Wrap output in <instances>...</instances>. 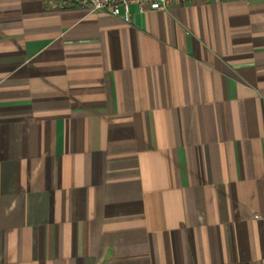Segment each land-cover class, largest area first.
<instances>
[{
	"label": "crops",
	"instance_id": "1",
	"mask_svg": "<svg viewBox=\"0 0 264 264\" xmlns=\"http://www.w3.org/2000/svg\"><path fill=\"white\" fill-rule=\"evenodd\" d=\"M0 264H264V0H0Z\"/></svg>",
	"mask_w": 264,
	"mask_h": 264
},
{
	"label": "built area",
	"instance_id": "2",
	"mask_svg": "<svg viewBox=\"0 0 264 264\" xmlns=\"http://www.w3.org/2000/svg\"><path fill=\"white\" fill-rule=\"evenodd\" d=\"M211 2L216 0H61V8L75 3L91 12L107 10L113 15H122L124 20H131V5H137L141 12L147 10L167 11L173 5L187 2ZM225 1V0H219Z\"/></svg>",
	"mask_w": 264,
	"mask_h": 264
}]
</instances>
